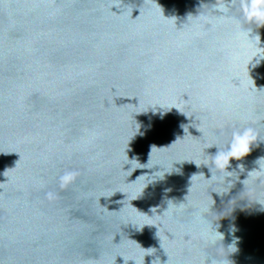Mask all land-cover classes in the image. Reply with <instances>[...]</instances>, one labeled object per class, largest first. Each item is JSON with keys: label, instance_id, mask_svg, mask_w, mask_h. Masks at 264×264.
I'll use <instances>...</instances> for the list:
<instances>
[{"label": "water", "instance_id": "95a60500", "mask_svg": "<svg viewBox=\"0 0 264 264\" xmlns=\"http://www.w3.org/2000/svg\"><path fill=\"white\" fill-rule=\"evenodd\" d=\"M214 2L0 0V264H264V183L242 184L264 59L195 17ZM240 126L262 141L223 193L205 164ZM210 206L215 246L193 220Z\"/></svg>", "mask_w": 264, "mask_h": 264}, {"label": "clouds", "instance_id": "9594fccd", "mask_svg": "<svg viewBox=\"0 0 264 264\" xmlns=\"http://www.w3.org/2000/svg\"><path fill=\"white\" fill-rule=\"evenodd\" d=\"M204 8H208L207 14L203 12ZM200 9L201 12L195 16L196 18L207 20L210 16H215L218 21L231 24L237 39L240 41V51L237 56L243 55L245 57L244 63L247 68L250 63L255 67L259 64L257 60L260 62L261 59H264V47L260 46L259 33L254 31V29L264 26V0H215L214 3L202 5ZM234 11H238V15L232 14ZM258 140L262 141L256 128L251 126L233 127L226 142L222 146L215 145L217 148L215 154L208 155L205 166L209 168L211 178L207 180L219 183L227 189L223 193H227L232 183L238 178L236 171L228 170L230 161H239L247 156L252 147L256 146ZM236 167L240 172L244 171L242 165L237 164ZM76 175L77 173L74 171H65L58 178L60 187L63 188L71 184ZM229 177L231 179H228ZM261 183H264V166L259 165L258 169L247 172L246 178L242 181L243 191L256 193V189ZM47 196L49 199H55V194L52 192L47 193ZM261 200H264V194L256 195L255 203L261 205ZM234 203L235 201L232 207ZM210 209L211 206L198 211L194 214L193 220L200 227L202 238L207 240L210 245L215 246L217 243L215 234L220 233L213 226L216 220H213L212 216H220L221 213L218 215ZM206 260L210 264H224V260H218L214 257H205L202 264H205ZM153 264H160L159 259L154 260Z\"/></svg>", "mask_w": 264, "mask_h": 264}]
</instances>
